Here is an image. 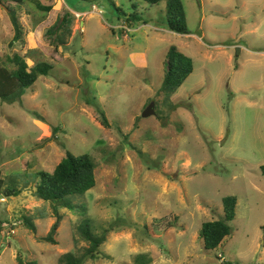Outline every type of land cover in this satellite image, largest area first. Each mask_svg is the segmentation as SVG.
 Returning <instances> with one entry per match:
<instances>
[{
  "label": "rangeland",
  "instance_id": "374dc122",
  "mask_svg": "<svg viewBox=\"0 0 264 264\" xmlns=\"http://www.w3.org/2000/svg\"><path fill=\"white\" fill-rule=\"evenodd\" d=\"M181 1L185 36L168 31L164 1L0 0V64L13 69L7 59L19 55L53 67L20 103L0 101V264L80 254L84 220L106 237L101 260L86 264H264V0ZM7 9L23 28L17 43ZM66 14L70 35L54 48L46 32ZM171 47L193 72L166 97ZM65 151L96 166L95 187L70 198L74 211L34 195L37 173ZM227 197L237 200L232 233L207 251L201 227L222 218ZM57 217L52 246L43 237Z\"/></svg>",
  "mask_w": 264,
  "mask_h": 264
},
{
  "label": "trees",
  "instance_id": "16d2710c",
  "mask_svg": "<svg viewBox=\"0 0 264 264\" xmlns=\"http://www.w3.org/2000/svg\"><path fill=\"white\" fill-rule=\"evenodd\" d=\"M11 2L22 5L24 0H10ZM87 1V0H81ZM96 1V0H94ZM162 1L165 2V18L168 31L180 36L189 35L186 26V15L181 0H144L148 6H156ZM40 11H47L39 5L36 7ZM119 11L118 8H116ZM10 23L14 31L12 43H17L22 39L23 28L19 22L17 12L14 9H7ZM71 16V15H70ZM138 21L136 14L125 18L127 26H131ZM69 18L64 15L58 19L57 23L46 32V37L50 44L57 48L64 46L65 33L69 32ZM13 69L0 64V101L8 105L20 103L26 94L40 77H48L52 70V65L47 62H38L29 67L24 57L13 55L7 59ZM165 73L160 92L166 97L173 95L186 81L193 72V62L190 58L179 53L175 47H171L166 55ZM102 126L107 127V121L103 113H100ZM95 169L96 166L88 154L74 156L69 151H65L64 158L49 173L40 171L37 173L38 184L35 186L34 195L37 199L53 203L58 208H65L74 211L75 207L70 203V198L82 197L95 187ZM2 181H0V188ZM4 196L13 197L18 193L15 190L7 189L3 191ZM237 200L234 197L223 199V216L220 220L204 223L201 227L200 237L203 241L204 248L207 251L217 249L221 243L231 235V223L235 219V209ZM25 226L36 232L35 225L24 218ZM60 226V218L57 217L49 234L43 237V241L56 245L53 237ZM113 231V229H111ZM80 240L88 246L80 254L72 252L62 255L58 259V264H86L88 261L97 262L101 260L100 247L105 243V234L97 236L91 231L89 222L84 220L77 229ZM146 257L139 256L136 258L137 264H150L145 261ZM18 264H36L35 262H23L17 258Z\"/></svg>",
  "mask_w": 264,
  "mask_h": 264
},
{
  "label": "water",
  "instance_id": "95a60500",
  "mask_svg": "<svg viewBox=\"0 0 264 264\" xmlns=\"http://www.w3.org/2000/svg\"><path fill=\"white\" fill-rule=\"evenodd\" d=\"M155 112H154V104L150 103L148 105V107L145 109L144 113L142 114V118L146 119L149 118L151 116H154Z\"/></svg>",
  "mask_w": 264,
  "mask_h": 264
},
{
  "label": "built area",
  "instance_id": "2783aa9c",
  "mask_svg": "<svg viewBox=\"0 0 264 264\" xmlns=\"http://www.w3.org/2000/svg\"><path fill=\"white\" fill-rule=\"evenodd\" d=\"M81 16H82V15H80V14H75V17H76L77 19H80Z\"/></svg>",
  "mask_w": 264,
  "mask_h": 264
}]
</instances>
